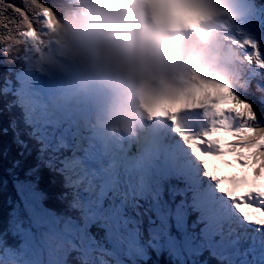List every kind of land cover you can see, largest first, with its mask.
I'll return each mask as SVG.
<instances>
[{
    "label": "snow or ice",
    "instance_id": "obj_1",
    "mask_svg": "<svg viewBox=\"0 0 264 264\" xmlns=\"http://www.w3.org/2000/svg\"><path fill=\"white\" fill-rule=\"evenodd\" d=\"M33 3L41 18L53 23L47 0ZM11 7L23 24L9 23L21 29L20 36L34 37L26 30L34 26L32 13ZM51 89L23 70L0 89L15 98L6 108H21L24 124L21 130L16 118L9 122L20 148L21 159L9 170L19 199H9L0 264H163L165 256L167 264H264V217L259 215L264 185L256 183L264 176V114L258 109L250 104L216 109L210 127L197 136L183 134L169 142L152 129L143 141H122L84 136L73 118L80 109L50 106ZM223 131L234 139L216 135ZM33 149L36 163L21 178L15 170ZM229 153L252 169L253 181L246 174L217 175L209 167ZM44 169L63 177L65 191L58 199L65 208L59 212L46 206L48 196L40 188ZM244 186L247 190L237 195ZM9 235L18 245L8 244Z\"/></svg>",
    "mask_w": 264,
    "mask_h": 264
},
{
    "label": "clouds",
    "instance_id": "obj_2",
    "mask_svg": "<svg viewBox=\"0 0 264 264\" xmlns=\"http://www.w3.org/2000/svg\"><path fill=\"white\" fill-rule=\"evenodd\" d=\"M72 1L70 0V11L65 13L57 25L54 21L49 24L47 18L44 17L40 31L28 30L35 32L34 37H44L43 27L49 25V29L54 31V44L46 56L52 67L67 72L72 77L108 81L116 76H130L133 57L142 58L149 54L155 39L168 41L172 39L171 37L154 36L131 25L123 24L121 17L129 11L132 0H75L74 8ZM24 38L25 36L15 57L16 60L20 57L24 58ZM37 55L35 67L39 72L41 70L39 62L42 58L39 53ZM19 63L20 60L14 62L9 69ZM8 73L9 71L4 74L0 85ZM35 78L40 79L41 77ZM0 97L6 104L11 101L9 95L0 93ZM19 114L22 115L19 107H13L11 110L6 108L2 112L3 117L5 115L9 117L8 121L5 120L7 124L11 119L16 118L21 128V125L23 127L24 125L18 117ZM82 133L85 131L82 130ZM32 156L35 160V150ZM52 174L63 181L62 176L55 172ZM18 243V239L11 241L8 238L10 246L18 245Z\"/></svg>",
    "mask_w": 264,
    "mask_h": 264
},
{
    "label": "trees",
    "instance_id": "obj_3",
    "mask_svg": "<svg viewBox=\"0 0 264 264\" xmlns=\"http://www.w3.org/2000/svg\"><path fill=\"white\" fill-rule=\"evenodd\" d=\"M255 1L264 4V0ZM47 4L51 5L50 11L52 12L53 21L56 25L71 8L70 0H47ZM11 5L27 7V10L32 13L31 20L34 26L26 29L27 31L30 29L40 31L44 22L43 18H41V10L33 3V0H0V21H3V25L0 26V49H5V51H0V81L3 79L4 74L9 71V66H12L14 62H19L15 57L22 46L24 37L18 34L21 29L9 23V21L15 19L18 23L23 24V21H19V14L15 13ZM10 36L12 39H9ZM247 96L248 98L243 104H250L254 109H258L260 114H264V104L260 103L261 98L264 97V87L254 86V88H250ZM2 112L3 109L1 108L0 102V130L9 128L6 122L9 120V117L7 115L3 117ZM20 129L23 130L24 127L21 125ZM25 139H27V137H25ZM31 146L30 142V147ZM19 152L20 148L14 141L13 130L9 128L6 134L0 131V230L2 231L7 227L8 213L11 211L12 207V205L9 204V199L11 198L13 201L19 199L13 186L12 174L9 171L12 167V162L16 159H21L18 155ZM35 163L36 160L33 159L32 155L27 156L22 167L15 171L23 178L24 170ZM45 185H50L48 186L50 191L44 189ZM40 188L47 193L48 199L45 201L46 206L57 212L65 208V204L58 199L59 195L65 191L63 188V181L57 179L52 172H49L47 169L43 170V179ZM8 238L11 241L17 239L11 235H9ZM161 260L163 264H167L166 256L162 257Z\"/></svg>",
    "mask_w": 264,
    "mask_h": 264
},
{
    "label": "rangeland",
    "instance_id": "obj_4",
    "mask_svg": "<svg viewBox=\"0 0 264 264\" xmlns=\"http://www.w3.org/2000/svg\"><path fill=\"white\" fill-rule=\"evenodd\" d=\"M173 1L175 3H179V4L181 2V0H173ZM221 3H222V0H217L214 2V4H216L218 6ZM146 12H147V8H146L143 0H141V1L132 0V5H131L129 11L127 12V14L125 16V21L128 23L127 25H131V26L135 27L141 18H145ZM192 18H193V15L191 13H187L185 19H177V18L173 17L172 20L170 21V26L171 27H181V26L185 25L186 23H188L189 21H191ZM43 32L45 33L44 37L25 36V38H24L25 51L23 53L24 59L21 63L16 64L14 67L11 68L12 71L9 72L6 75V77L4 78V81L0 85V89H2V87L4 86L6 79L10 78V79H13V81H15V74L19 70H23L24 72L29 73L34 78L39 76L38 68L35 67V64L37 62V56H38L37 52L42 51V52H46V54H47V53H49L51 47L54 44V40H53L54 31H51V29H49V25H45L43 27ZM47 46H49V47H47ZM8 95L10 96L11 101L13 99H15L11 94H8ZM0 102H1V108L3 109V111L6 110L7 104L2 100L1 97H0ZM18 117L22 121V115L19 114ZM113 121H114V119L106 121V122L111 123ZM22 123H23V121H22ZM108 127L112 128L113 126H108ZM161 131H162V133H165V135L170 136L169 130H167V128H163V129H161ZM106 138L110 139V137H108V136H106ZM48 186H50V185H48ZM48 186L45 185L44 189L47 191H50ZM45 190H43V191L45 192ZM26 258H31V253L27 254ZM153 259H155V257H153ZM161 259H162V257H161ZM213 264H215V262H213Z\"/></svg>",
    "mask_w": 264,
    "mask_h": 264
},
{
    "label": "bare ground",
    "instance_id": "obj_5",
    "mask_svg": "<svg viewBox=\"0 0 264 264\" xmlns=\"http://www.w3.org/2000/svg\"><path fill=\"white\" fill-rule=\"evenodd\" d=\"M114 123H115V120H114L113 122H111V123H109V122H108V123L105 122L104 126H105V127H108V126H114ZM159 130L161 131V129H159ZM165 130H166V129H165ZM167 130H168V129H167ZM162 131H163V130H162ZM162 131H161V132H162ZM164 134H165V133H164Z\"/></svg>",
    "mask_w": 264,
    "mask_h": 264
}]
</instances>
